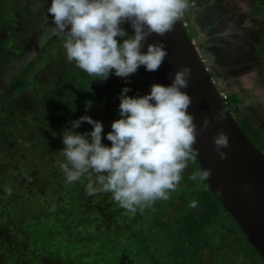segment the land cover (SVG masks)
Wrapping results in <instances>:
<instances>
[{"label":"trees","instance_id":"trees-1","mask_svg":"<svg viewBox=\"0 0 264 264\" xmlns=\"http://www.w3.org/2000/svg\"><path fill=\"white\" fill-rule=\"evenodd\" d=\"M121 27L131 35L125 22ZM32 67L33 60L27 61L8 86L12 92L30 87L26 104L10 105L6 92L0 99V264H198L200 253L211 247L235 249L250 264H264L206 181L189 179L200 169L196 157L181 173L185 185L174 196L135 213L109 192L89 194L86 186L94 174L66 182L60 168L62 130L88 115L110 131L122 87L118 76L93 79L74 61L57 65L44 83L31 79ZM135 76L148 88L157 83L142 65ZM227 93L228 109L257 144L262 133L257 119L240 115V103L231 104L238 94ZM90 128L82 121L74 131ZM102 142L111 143L103 133ZM191 200L197 201L195 207H189Z\"/></svg>","mask_w":264,"mask_h":264},{"label":"clouds","instance_id":"clouds-1","mask_svg":"<svg viewBox=\"0 0 264 264\" xmlns=\"http://www.w3.org/2000/svg\"><path fill=\"white\" fill-rule=\"evenodd\" d=\"M186 7L187 0H50L47 12L53 21L49 29L62 39L66 59L103 81L110 73L127 80L141 65L146 71L157 70L168 54L164 41L147 43L145 51L141 47L150 34L163 36L171 31ZM126 20L131 35L121 27ZM190 72L188 65H181L169 84L154 82L142 95H128L130 89L122 87L118 117L111 121L110 131L104 132L102 122L88 115L71 120L61 132L60 168L66 182L94 174L87 192H109L132 213L169 199L196 156L193 145L198 131L209 124L204 117L198 130L188 111L191 97L182 89L188 86ZM222 117L220 112L217 118ZM82 121L91 128L74 131ZM102 133L110 145L102 142ZM211 140L223 159L227 134L218 130ZM210 175L211 169L200 168L189 179L203 181ZM196 204L191 200L189 207Z\"/></svg>","mask_w":264,"mask_h":264},{"label":"rangeland","instance_id":"rangeland-1","mask_svg":"<svg viewBox=\"0 0 264 264\" xmlns=\"http://www.w3.org/2000/svg\"><path fill=\"white\" fill-rule=\"evenodd\" d=\"M200 1L206 0H187V7L181 15L195 45L200 49L205 64L211 69L207 43L191 26L195 4ZM210 1H214V4H222L221 0ZM222 1H227L234 9L229 19H232L231 21L236 23V28L238 30L241 28L240 31L243 30L244 33L236 31L235 34L232 33L227 37L231 40H228L229 45L225 53L230 55L217 58L214 62L217 73L212 72V74L216 83L220 80L226 83L222 86L226 91L238 94L237 100H231V104L240 103L239 114L257 119L262 133L259 135L261 142L257 141L256 145L264 149V0ZM49 3L50 0L0 1V99L2 93L6 92L10 98V105H17L18 102L24 105L29 100L30 87L20 91H8V86L16 73L27 61L33 60L34 73L30 75L31 79L40 83L50 81L52 70L58 69L57 65L61 67L63 62H68L62 47V39L57 36L52 43L42 48L44 42L53 35L49 29L53 24L52 14L47 12ZM133 77H136L135 73L130 74L127 80L119 77L118 84L121 87L127 85L130 89L128 95L147 93L149 88L144 84L145 80ZM148 80L152 82V79ZM234 116L241 121L236 114ZM61 145L63 148L62 143ZM61 157L64 160L62 154ZM184 185L185 183L180 181L176 189ZM175 192H171V196H174ZM215 239H218L216 242L221 243L219 236H215ZM199 256L198 264H250L244 259L243 254L235 249L233 252L225 248L216 251L211 247L204 249Z\"/></svg>","mask_w":264,"mask_h":264},{"label":"water","instance_id":"water-1","mask_svg":"<svg viewBox=\"0 0 264 264\" xmlns=\"http://www.w3.org/2000/svg\"><path fill=\"white\" fill-rule=\"evenodd\" d=\"M125 23L133 34L130 22ZM158 40L164 41L168 54L158 69L151 71L153 78L167 85L181 65L191 69L188 86L182 89L191 97L188 111L198 130L204 117L209 121L208 127L198 131L196 136L195 157L200 168L211 169V175L205 179L211 193L221 201L226 214L264 259V151L245 133L220 96L222 85L216 83L212 70L206 67L182 15L163 36L150 34L141 51L146 50L147 43ZM220 112L223 117L217 118ZM218 130L224 131L229 139L228 147L223 149L226 153L223 159L211 140Z\"/></svg>","mask_w":264,"mask_h":264},{"label":"crops","instance_id":"crops-1","mask_svg":"<svg viewBox=\"0 0 264 264\" xmlns=\"http://www.w3.org/2000/svg\"><path fill=\"white\" fill-rule=\"evenodd\" d=\"M209 2L211 1L206 0L195 4L194 19L191 26L195 31H198V34L207 43V51L210 56L209 65L214 74V62L217 58L229 57L230 55L227 52L225 53V49L229 45L228 40H231L227 37H230L232 33L235 34L236 31L239 33L244 32L243 30L240 31L241 28L238 30L236 23L234 24V21L229 19L232 17L234 9L229 6L227 1L223 2L221 0L222 4H214V1L209 4ZM214 58H216L215 61Z\"/></svg>","mask_w":264,"mask_h":264},{"label":"built area","instance_id":"built-area-1","mask_svg":"<svg viewBox=\"0 0 264 264\" xmlns=\"http://www.w3.org/2000/svg\"><path fill=\"white\" fill-rule=\"evenodd\" d=\"M203 59V58H202ZM204 61V59H203ZM205 63V62H204ZM206 65V64H205ZM206 67L208 68V66L206 65ZM219 94L220 96L222 97V99L226 102V99H227V96H228V93L227 91L224 89V88H219Z\"/></svg>","mask_w":264,"mask_h":264},{"label":"flooded vegetation","instance_id":"flooded-vegetation-1","mask_svg":"<svg viewBox=\"0 0 264 264\" xmlns=\"http://www.w3.org/2000/svg\"><path fill=\"white\" fill-rule=\"evenodd\" d=\"M216 60V58H214V61ZM215 64V63H214ZM214 72L217 73V70L214 68ZM218 84H221L222 86H224L226 83L223 80H220L218 82Z\"/></svg>","mask_w":264,"mask_h":264}]
</instances>
